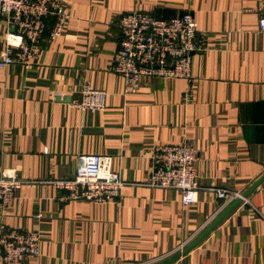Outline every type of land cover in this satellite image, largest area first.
Wrapping results in <instances>:
<instances>
[{"label": "crops", "instance_id": "crops-1", "mask_svg": "<svg viewBox=\"0 0 264 264\" xmlns=\"http://www.w3.org/2000/svg\"><path fill=\"white\" fill-rule=\"evenodd\" d=\"M60 1L61 33L45 32L29 65L0 67V175L30 181L0 208V223L39 233V254L26 264H149L182 249L227 205L214 188L243 193L264 173V0ZM133 11L194 18L203 48L192 55L190 81L141 76L126 90L112 61L117 19ZM6 30L0 20V51ZM85 82L106 92L104 109L70 105ZM185 142L201 186L195 202L135 184L156 146ZM87 153L109 155L131 182L119 201L61 202L45 182L72 176ZM169 264H264V181Z\"/></svg>", "mask_w": 264, "mask_h": 264}, {"label": "built area", "instance_id": "built-area-1", "mask_svg": "<svg viewBox=\"0 0 264 264\" xmlns=\"http://www.w3.org/2000/svg\"><path fill=\"white\" fill-rule=\"evenodd\" d=\"M51 26L47 28V20ZM0 20L6 24V36L0 51V67L11 64L29 65L39 54L43 35L58 36L65 22L60 0H0ZM258 29L264 31V8L257 18ZM120 31L112 69L130 90L141 76L177 77L190 81L192 55L203 48L196 21L189 13L169 18H156L148 13L133 11L117 19ZM61 97L60 92L54 94ZM106 92L83 83L80 98L69 101L81 109L102 110ZM14 171L0 175V208L5 211L14 192L28 183ZM51 183L61 202L85 199L95 203L119 201L124 188L131 184L111 168V157L87 153L77 157L72 176L45 181ZM146 187L175 189L183 205L197 199L198 183L196 157L190 143L158 145L150 155L144 181L135 183ZM222 205L237 197L239 191L214 188ZM40 238L36 230L10 228L0 223V261L2 264H26L39 254Z\"/></svg>", "mask_w": 264, "mask_h": 264}, {"label": "water", "instance_id": "water-1", "mask_svg": "<svg viewBox=\"0 0 264 264\" xmlns=\"http://www.w3.org/2000/svg\"><path fill=\"white\" fill-rule=\"evenodd\" d=\"M264 181V173L254 181L243 193H241V197H237L230 201L221 211L220 213L202 230L200 231L189 243H187L182 249L171 253L167 257L159 259L157 261H153L149 264H169L177 259H179L182 255L188 253L192 248H194L197 244H199L214 228L215 226L224 219L238 204L241 203L243 198L247 197L259 184Z\"/></svg>", "mask_w": 264, "mask_h": 264}, {"label": "rangeland", "instance_id": "rangeland-1", "mask_svg": "<svg viewBox=\"0 0 264 264\" xmlns=\"http://www.w3.org/2000/svg\"><path fill=\"white\" fill-rule=\"evenodd\" d=\"M244 199V198H243Z\"/></svg>", "mask_w": 264, "mask_h": 264}]
</instances>
